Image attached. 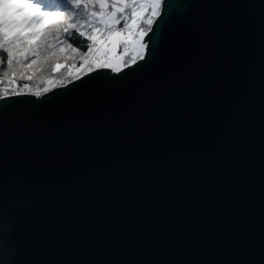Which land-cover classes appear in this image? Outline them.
I'll return each mask as SVG.
<instances>
[{"label":"water","instance_id":"1","mask_svg":"<svg viewBox=\"0 0 264 264\" xmlns=\"http://www.w3.org/2000/svg\"><path fill=\"white\" fill-rule=\"evenodd\" d=\"M161 19L143 69L0 99V264H260L264 0Z\"/></svg>","mask_w":264,"mask_h":264},{"label":"snow or ice","instance_id":"2","mask_svg":"<svg viewBox=\"0 0 264 264\" xmlns=\"http://www.w3.org/2000/svg\"><path fill=\"white\" fill-rule=\"evenodd\" d=\"M162 2L163 0H72V3L77 7L83 5L87 8L89 4H98L99 10L92 11L91 16L104 26L102 29L96 28L95 34L89 36L90 40L99 45L95 51L105 53L104 59L94 58L92 62L86 60L87 70L91 71L93 64L96 67H109L114 72H120L121 65L127 67L129 63L136 65L135 70L147 67L154 53L159 49V38L156 36V31L160 29L163 21L161 19L160 22H157L155 18L160 15L159 9ZM130 6L132 7L130 23H125L122 29H117L115 26L120 24V17L117 14L124 13L125 9ZM49 7L52 6L49 5ZM149 9L151 12L147 23L149 26L155 23L157 27L155 30L151 27L148 29L153 32V35L145 40L148 31L139 25L140 21L145 18L144 13ZM64 16L63 11H42L40 4L33 3L32 0H0V49H3L7 54V68L0 76V80L7 77L11 84L16 85L11 92L6 91V95H19L18 79L32 78L28 75L27 70L32 68L37 61L32 60L27 64L22 61L27 59L29 54L37 55L39 43L44 39L47 31L45 26L51 27L53 22H57ZM103 32L107 33L106 38L101 35ZM121 43L124 45L126 54L129 51L133 53L130 60L126 61L122 57L115 56L116 49ZM152 45L156 47L154 48ZM145 55H147V59H145ZM137 60H142L144 63L137 64ZM3 63L4 60L0 58V64ZM43 91L46 92L48 89L45 88ZM40 94V91L36 92L37 96ZM54 99V97H49L45 102H51ZM260 264H264V246L260 252Z\"/></svg>","mask_w":264,"mask_h":264},{"label":"trees","instance_id":"3","mask_svg":"<svg viewBox=\"0 0 264 264\" xmlns=\"http://www.w3.org/2000/svg\"><path fill=\"white\" fill-rule=\"evenodd\" d=\"M32 2L39 3L42 11H63L65 16L57 22H53L51 27L45 26L47 31L44 39L39 43L37 55L29 54L27 59L22 61L27 64L31 63L32 60H36L37 63L27 70L28 75L32 77L31 79H18L19 95H36L37 91H40V95H44L97 70L93 65L92 70L88 71L86 60L90 62V51L99 46L89 39V36L95 34L96 28H103L97 19L91 16L92 11L99 10V5L89 4L87 8L83 5L77 7L72 3V0H32ZM49 5L52 7H49ZM160 10L161 7L159 12ZM148 16L149 12L145 13V18L140 21L139 25L146 31L150 27L152 28V25L149 26L147 23ZM119 17L120 24L116 25V28L122 29L124 24L130 21L131 18L129 7L125 9L124 13H120ZM73 25L75 26L73 27ZM149 33L150 31H148ZM101 35L107 37L106 32L101 33ZM6 55V52L0 49V58L4 60V63L0 64V76L7 68ZM130 59L131 57L126 61ZM129 65L131 64L129 63ZM25 85L28 87L25 88ZM14 87L16 85L11 84L7 77L0 80V99L17 96L5 94L6 91L11 92ZM45 88L48 91H43Z\"/></svg>","mask_w":264,"mask_h":264},{"label":"rangeland","instance_id":"4","mask_svg":"<svg viewBox=\"0 0 264 264\" xmlns=\"http://www.w3.org/2000/svg\"><path fill=\"white\" fill-rule=\"evenodd\" d=\"M137 7H139V4H137ZM110 10V9H109ZM129 11H130V15H131V13H132V7L130 6L129 7ZM147 12H149V15H150V12H151V10L149 9L148 11H146L145 13H147ZM144 13V14H145ZM118 16L120 15V13H118L117 14ZM98 21V20H97ZM99 22V21H98ZM127 23H130V21H128ZM102 27H104L102 24H100ZM97 47H99V46H97ZM95 53V52H94ZM104 55H105V53L103 52V51H101V52H96V55H95V57L94 58H99V59H101V60H103L104 59ZM133 55V53L131 52V51H129L127 54L124 52V45H123V43H121L120 44V46L116 49V53H115V56L117 57V58H119V57H122L124 60H126V59H128L129 57H131ZM93 61V60H92ZM94 65V64H93ZM94 67H96L95 65H94ZM124 68V66L123 65H121V68ZM97 69L99 68V69H102V68H106V69H109V70H111V71H113L111 68H109V67H96ZM122 68V69H123ZM86 70V69H85ZM85 70H84V72H85ZM114 72V71H113ZM31 95V94H30ZM33 95V94H32ZM37 96V95H36Z\"/></svg>","mask_w":264,"mask_h":264},{"label":"built area","instance_id":"5","mask_svg":"<svg viewBox=\"0 0 264 264\" xmlns=\"http://www.w3.org/2000/svg\"><path fill=\"white\" fill-rule=\"evenodd\" d=\"M95 53L94 52H90V59H93L95 57Z\"/></svg>","mask_w":264,"mask_h":264}]
</instances>
